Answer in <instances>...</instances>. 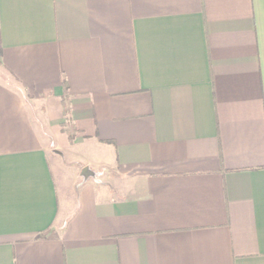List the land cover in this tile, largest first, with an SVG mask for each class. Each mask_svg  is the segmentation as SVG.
<instances>
[{
  "label": "crops",
  "instance_id": "0c3cea01",
  "mask_svg": "<svg viewBox=\"0 0 264 264\" xmlns=\"http://www.w3.org/2000/svg\"><path fill=\"white\" fill-rule=\"evenodd\" d=\"M0 264H264V0H0Z\"/></svg>",
  "mask_w": 264,
  "mask_h": 264
},
{
  "label": "trees",
  "instance_id": "16d2710c",
  "mask_svg": "<svg viewBox=\"0 0 264 264\" xmlns=\"http://www.w3.org/2000/svg\"><path fill=\"white\" fill-rule=\"evenodd\" d=\"M65 127H66V128L70 131V133H71V131H72V128H71L72 125H71V123H70L69 121L66 122ZM70 135H71L72 137L74 136L73 133H71Z\"/></svg>",
  "mask_w": 264,
  "mask_h": 264
}]
</instances>
